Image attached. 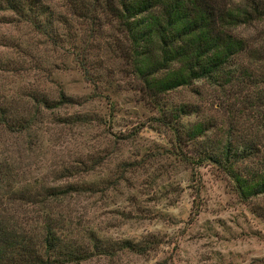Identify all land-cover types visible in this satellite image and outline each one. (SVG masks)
Here are the masks:
<instances>
[{
    "label": "rangeland",
    "instance_id": "1",
    "mask_svg": "<svg viewBox=\"0 0 264 264\" xmlns=\"http://www.w3.org/2000/svg\"><path fill=\"white\" fill-rule=\"evenodd\" d=\"M40 2L48 10L45 29L0 10V100L34 117L27 128L0 127V172L28 193L71 183L81 190L43 205L35 197V204L14 202L17 219L34 225L48 212L67 221L72 234L93 229L107 242L156 241L144 252L115 250L65 264H261L255 259L264 258V193L243 200L216 165L176 153L170 130L156 120L159 111L124 58L125 33L101 4L82 15L65 0ZM262 26L240 24L233 32L260 45ZM163 97L166 106L194 109L180 116L181 124H212L210 140L230 131L232 145L253 151L239 168H259L264 135L235 86L197 80ZM180 151L197 154L191 145Z\"/></svg>",
    "mask_w": 264,
    "mask_h": 264
},
{
    "label": "trees",
    "instance_id": "2",
    "mask_svg": "<svg viewBox=\"0 0 264 264\" xmlns=\"http://www.w3.org/2000/svg\"><path fill=\"white\" fill-rule=\"evenodd\" d=\"M65 1L73 4V13L82 15L94 12L97 4H101L102 11L125 33L128 48L124 58L129 62L131 73L141 82L148 101L159 111L156 120L170 130L172 148L183 160L187 158L191 160L187 162L194 164L209 161L216 165L229 176L243 200L264 193V156L258 169H240V163L253 155L251 149L232 145L228 137L230 131H223L221 138L210 140L206 132L212 124L205 120L179 122L180 116L193 112L190 104L166 106L163 101V95L169 91L197 80L235 86L241 103L250 104L257 112V125L264 135V30L262 37L259 34V39H263L260 45H248L233 32L237 25L264 21V0L238 3L227 0ZM0 10L18 14L36 29H45L49 23L41 21L44 16L48 17V10L40 0H0ZM244 55L246 59L256 57L255 65H243L238 57ZM63 98L60 96L57 103L64 102ZM7 102L0 100V127L27 128L34 117L20 115ZM35 102H38L36 98ZM183 145L196 148V157L181 153ZM71 186L72 183L42 186L28 193L11 185L5 173L0 172V189L3 188L0 196L4 199H0V264L77 263L93 255H111L115 250L144 252L156 242L147 238L107 242L98 238L93 229L80 235L72 234L68 231V222L58 214L53 217L45 212L40 221L32 225L20 222L14 210H10L14 202L25 200L35 204L31 199L35 197L36 203L43 205L49 198L81 190ZM4 202L10 205L4 207ZM255 261L264 264V258Z\"/></svg>",
    "mask_w": 264,
    "mask_h": 264
}]
</instances>
